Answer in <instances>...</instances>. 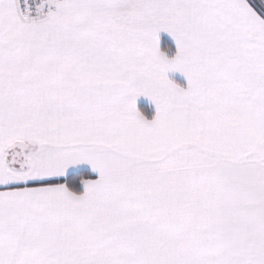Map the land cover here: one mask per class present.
Segmentation results:
<instances>
[{
	"label": "snow or ice",
	"instance_id": "snow-or-ice-1",
	"mask_svg": "<svg viewBox=\"0 0 264 264\" xmlns=\"http://www.w3.org/2000/svg\"><path fill=\"white\" fill-rule=\"evenodd\" d=\"M0 264H264V0H0Z\"/></svg>",
	"mask_w": 264,
	"mask_h": 264
}]
</instances>
